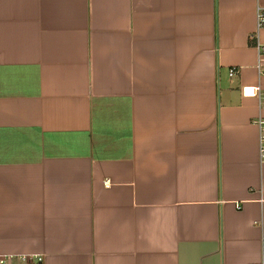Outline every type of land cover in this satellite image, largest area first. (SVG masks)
Returning <instances> with one entry per match:
<instances>
[{"label": "crops", "instance_id": "1", "mask_svg": "<svg viewBox=\"0 0 264 264\" xmlns=\"http://www.w3.org/2000/svg\"><path fill=\"white\" fill-rule=\"evenodd\" d=\"M259 5L0 0V251L264 264Z\"/></svg>", "mask_w": 264, "mask_h": 264}, {"label": "built area", "instance_id": "2", "mask_svg": "<svg viewBox=\"0 0 264 264\" xmlns=\"http://www.w3.org/2000/svg\"><path fill=\"white\" fill-rule=\"evenodd\" d=\"M256 27L264 25V6L259 5L255 12ZM257 62L256 66L259 70L264 71V42H257ZM235 67L229 68V73H233ZM242 93L245 95L259 94V89L252 86H243ZM261 97V102L264 103V96ZM252 122L258 128V142H257V155L259 161H264V116H256L252 119ZM104 182L107 184L108 180L105 179ZM238 206V205H237ZM264 245V237L262 239ZM0 264H44L43 253L38 252H24V253H3L0 251ZM248 264H262L258 263H248Z\"/></svg>", "mask_w": 264, "mask_h": 264}]
</instances>
